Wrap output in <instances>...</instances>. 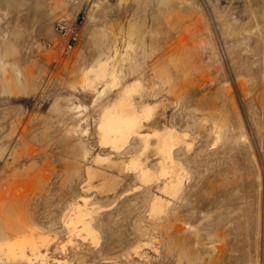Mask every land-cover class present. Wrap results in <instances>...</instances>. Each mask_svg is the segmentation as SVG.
<instances>
[{
    "label": "rangeland",
    "instance_id": "rangeland-1",
    "mask_svg": "<svg viewBox=\"0 0 264 264\" xmlns=\"http://www.w3.org/2000/svg\"><path fill=\"white\" fill-rule=\"evenodd\" d=\"M103 60L120 83L85 87ZM128 85L153 109L142 132L178 136L173 198L126 168L156 175L153 147L98 146ZM82 198L93 239L64 224ZM23 223L48 264H264V0H0V240Z\"/></svg>",
    "mask_w": 264,
    "mask_h": 264
},
{
    "label": "bare ground",
    "instance_id": "bare-ground-1",
    "mask_svg": "<svg viewBox=\"0 0 264 264\" xmlns=\"http://www.w3.org/2000/svg\"><path fill=\"white\" fill-rule=\"evenodd\" d=\"M63 50L67 51L65 46ZM88 74H92L94 77V79L90 78L92 80L85 77L84 85L88 88L92 87L96 81L106 84L107 79L111 80V86H117L120 83L117 81L116 72L108 68L107 60L99 61L95 66L88 69ZM134 88V85L120 88L116 99L101 111L96 127L98 146L110 153L118 154L124 149L128 140L138 139L142 143L141 154L153 147L154 154L160 158L156 175L142 167L138 159L140 156L131 157L126 168L137 172L138 178L143 184L154 179H165L160 191L162 194L173 198L178 194L182 183L173 157V147L178 142V136L171 129L153 130L151 133L142 132V128L150 123L153 109L131 97ZM104 90L105 88L96 94L100 96ZM151 138L154 139L153 144L150 143ZM95 160L100 162L105 160V157L96 155ZM86 174L88 179H91L95 172L87 169ZM168 203V200L155 195L150 204L151 213L153 215L161 214ZM85 204L86 198H82V205L78 203L72 205L70 208L71 215L66 218L64 224L70 235H80L82 231L86 236L93 239L95 234L91 219H87L89 214L85 209ZM6 229L10 234L9 236L12 237L9 238L6 234V237L0 240V264H48L46 251L45 249L41 250L46 239L41 237L34 228L23 223L18 228L7 224ZM55 263L63 264L59 260H56Z\"/></svg>",
    "mask_w": 264,
    "mask_h": 264
},
{
    "label": "built area",
    "instance_id": "built-area-1",
    "mask_svg": "<svg viewBox=\"0 0 264 264\" xmlns=\"http://www.w3.org/2000/svg\"><path fill=\"white\" fill-rule=\"evenodd\" d=\"M55 31L60 34L61 36L67 37L69 40L65 45V48L69 49L71 48V45L73 44V41L76 39V34L74 32V29L72 27H67L61 22L56 23L54 27Z\"/></svg>",
    "mask_w": 264,
    "mask_h": 264
}]
</instances>
